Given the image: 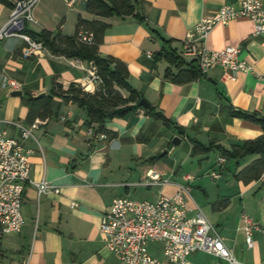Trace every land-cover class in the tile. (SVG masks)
Listing matches in <instances>:
<instances>
[{
    "label": "crops",
    "instance_id": "obj_1",
    "mask_svg": "<svg viewBox=\"0 0 264 264\" xmlns=\"http://www.w3.org/2000/svg\"><path fill=\"white\" fill-rule=\"evenodd\" d=\"M134 1L144 20L134 16L101 18L109 26L99 54L123 61L129 69L131 86L171 122L167 125L139 109L108 120L105 127L116 134L103 139L88 133L84 109L55 96L52 115L36 118L44 122L33 130L35 138L27 139L25 145L33 150L31 179L47 180L61 191L39 195L34 184L26 186L22 204L25 224L20 233L0 231V264H118V257L107 248L100 231L102 215L113 198L129 193L131 186L143 185L157 188L156 199L160 193H175L185 182L199 184L210 199L211 183L202 172L204 167L215 180L213 197L217 200L201 209L240 261L264 264V234L254 229V246L248 248L245 231L246 216L264 224V179L261 176L245 183L236 178V173L257 156L227 159L222 166L218 164L222 155L217 148L193 154L195 141L231 148L263 133L259 124L233 111L264 113V33L255 34L254 22L248 17L216 24L198 45L211 50L237 46L239 58L252 68L239 71L236 79H224L222 68L217 67L196 80L175 83L165 77L169 62L163 59L155 64L154 53L166 39L172 40L173 47L182 54L184 41L196 25L236 0ZM262 3L264 7V0ZM86 4L87 0H75L72 5L68 0H40L33 11L35 21L27 22L28 29L72 36L81 18L100 19L87 10ZM12 9L0 2V32L9 22ZM26 45L20 35L0 37V87L6 78H12L21 83L23 91L22 96H14L8 90L5 97L0 92L1 127L11 120L31 124L22 98L26 94H48L56 85L66 90L71 83H81L86 75L87 61L53 53L47 47L41 54L25 57ZM176 136L181 138L179 144L173 143ZM165 149L167 153L160 156ZM190 158V163L197 162L196 174L182 168ZM168 164L174 166L173 171ZM150 170L160 172L170 182L145 184ZM212 171L219 176H212ZM73 202L78 204L72 206ZM198 254H206L210 260L200 262L192 255L191 260L207 263L214 259L208 253ZM160 259L163 264H176Z\"/></svg>",
    "mask_w": 264,
    "mask_h": 264
},
{
    "label": "built area",
    "instance_id": "obj_2",
    "mask_svg": "<svg viewBox=\"0 0 264 264\" xmlns=\"http://www.w3.org/2000/svg\"><path fill=\"white\" fill-rule=\"evenodd\" d=\"M40 0H15L10 20L0 32V37L9 34L22 36L27 45L23 48L25 57L41 54L46 46L43 41L34 39L23 32L27 22L34 21L35 6ZM75 0H68L72 5ZM239 17L250 18L255 25V34L264 33V7L262 0H236L235 3L222 6L215 15L205 18L196 25L190 36L184 41L182 54L196 58L202 74L222 68L224 79H236L239 71L251 69V65L239 58L237 46H227L222 50H211L199 46V41H205L218 24H228ZM14 26L17 29H12ZM77 39L83 43L92 44L95 41L94 32L81 27ZM152 54L149 53V56ZM86 75L81 83L88 92H96L102 84V78L93 61L88 62ZM2 87L6 90L20 89L21 83L12 78H6ZM65 119V117H64ZM44 121L36 119L31 124L22 121H7V126H0V231L1 233H20L25 224L22 213L24 193L28 184H34L38 194L60 193V187L47 180L33 181L31 179L32 149L25 145L29 138H35L33 130ZM15 130L17 134L11 131ZM90 135L94 128L88 129ZM100 138H108L106 133H100ZM227 158L218 157V164L224 165ZM212 176L219 173L212 171ZM191 177V176H189ZM264 179V173L262 174ZM169 178H163L160 172L150 170L145 184L165 185ZM192 196L189 186L179 184L175 193L167 195L160 193L154 200H136L125 196L113 198L110 208L102 215L100 231L106 238L107 248L119 260L118 264H163L148 248L150 242L160 243L165 258L176 264H248L240 261L233 250L226 244L217 226L206 216L198 204L191 205ZM78 203L73 202L72 206ZM264 234V224L254 223L246 216V245L254 246L253 230ZM204 252L214 259L207 263L191 260V255Z\"/></svg>",
    "mask_w": 264,
    "mask_h": 264
},
{
    "label": "trees",
    "instance_id": "obj_3",
    "mask_svg": "<svg viewBox=\"0 0 264 264\" xmlns=\"http://www.w3.org/2000/svg\"><path fill=\"white\" fill-rule=\"evenodd\" d=\"M0 2L14 8L13 0H0ZM86 6L89 12L97 15L100 19L81 18L77 24V31L72 36L60 33L53 35L46 29L36 33L28 29L27 23L23 32L28 33L34 39L43 41L53 53L75 57L87 62L93 61L103 81L99 90L92 93L84 90L78 83H71L66 90L61 85H56L50 93L41 98L26 94L22 98L28 107L27 121L32 123L37 117H50L53 113L54 97L59 95L85 110L87 126L94 128L95 136L106 133L108 138H112L116 133L105 127L106 122L116 117H126L139 109H143L148 115L169 125L170 119L156 106L151 104L149 108H146L140 105L143 95L129 83L128 66L116 57H103L99 54V45L103 41L105 29L109 26L101 18L134 16L139 21H143L144 17L139 12L138 3L134 0H87ZM81 27L94 32V43H83L77 39ZM153 56L155 64L163 59L169 62V66L165 70V77L172 82L185 83L204 75L201 73L197 59H186L173 47L172 40L165 39L162 48L156 51ZM233 114L259 124L263 133L254 139H247L241 144L233 145L231 148L215 143L204 145L195 141L193 154L206 153L217 148L222 156L231 160L239 161L256 155L257 157L250 164L236 173L237 179L249 183L258 180L264 173V113L234 110Z\"/></svg>",
    "mask_w": 264,
    "mask_h": 264
},
{
    "label": "rangeland",
    "instance_id": "obj_4",
    "mask_svg": "<svg viewBox=\"0 0 264 264\" xmlns=\"http://www.w3.org/2000/svg\"><path fill=\"white\" fill-rule=\"evenodd\" d=\"M31 22H33V21H31ZM31 25H34V24L31 23ZM0 92L3 93L2 96L5 97L7 95V93H8V90L3 89L2 86H1L0 87ZM191 159L192 158H190V160L185 165H183L182 168H183L184 172H191L192 174H196L195 173L196 172L195 171V166H196L197 162H195L196 161L195 160L193 163H190ZM166 162H168V161H166ZM168 167H169V170H171V171L174 170V166H171V165L168 164ZM202 172H203V174H205L208 177L206 179L209 181V183H211V184H209V187H208V190L210 192V199L204 193L203 187H200L199 184L194 183V184L190 185L189 183H185V182H184V184L189 186L190 193H191V196H192V200L197 202L200 205L201 208H204L206 205L210 204V202H215L217 199L213 197V188H214L213 185H215L214 184L215 180L208 174L209 171H207L206 167H204ZM201 175L202 174H199L198 176H201ZM156 189L157 188H155V187L154 188H148V187H145L143 185L131 186L129 193H123L122 195H118V196H126L128 198H132V199H136V200H145V199L146 200H153L154 196L156 194ZM148 248H149V251L154 256H157L158 258H162V259L165 258V256L163 255L162 250H160V248H161L160 243H158V242H150L149 245H148ZM192 259L199 260L200 262H202V261L205 262V261L210 260L209 257L206 254H198V253L192 254ZM164 260H167V259L165 258Z\"/></svg>",
    "mask_w": 264,
    "mask_h": 264
},
{
    "label": "water",
    "instance_id": "obj_5",
    "mask_svg": "<svg viewBox=\"0 0 264 264\" xmlns=\"http://www.w3.org/2000/svg\"><path fill=\"white\" fill-rule=\"evenodd\" d=\"M13 3H15V2H13ZM9 94H10V95H14V96H22V95H23V91H22L21 89H13V90H11V91L9 92ZM45 95H46V92H41V93L35 95L34 97H35V98H41V97H43V96H45ZM140 105H142V106H144V107H146V108H149V107L151 106V103H150L146 98H142V99L140 100ZM180 142H181V138H180L179 136L174 137V139H173V143H174V144H179ZM166 153H167V149H165V150L160 154V156H163V155L166 154Z\"/></svg>",
    "mask_w": 264,
    "mask_h": 264
}]
</instances>
